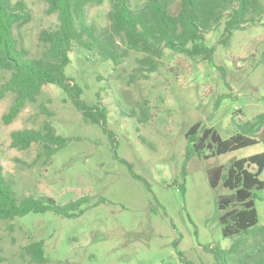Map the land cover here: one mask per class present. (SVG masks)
Segmentation results:
<instances>
[{"label": "rangeland", "instance_id": "1", "mask_svg": "<svg viewBox=\"0 0 264 264\" xmlns=\"http://www.w3.org/2000/svg\"><path fill=\"white\" fill-rule=\"evenodd\" d=\"M11 1H23L31 11L30 23L14 30V36L30 58L37 57L38 35L54 28L56 19L46 15L43 0ZM142 4L131 0L133 9ZM108 10L109 0L89 7L88 21L107 27ZM221 31L207 34L206 44L215 48L214 64L222 70L166 50L157 72L144 73L145 79L136 72L141 55L135 52L118 67L76 46L69 53L66 76L83 89L85 104L105 107L118 158L127 161L149 189L114 158L100 127L85 122L59 88L43 86L37 102L27 103L9 125L1 117L14 95L0 100V166L14 181L16 197L48 196L60 205L91 198L77 218L46 212L12 223L1 220L0 264H35L21 255V248L39 241L45 264H224L214 253L228 249L237 237L222 236L216 201L228 191L212 189L207 172L226 170L235 160L264 152V147L258 144L207 160L194 156L183 175L185 134L200 123L227 139L235 131L233 123L264 115V28L247 26L235 32L227 47L218 44ZM9 77L0 70V85ZM41 106L52 117L42 113ZM140 107L148 116L145 123L137 121ZM131 110L135 117L129 115ZM46 121L57 135L69 139L50 160L36 158L39 144L25 151L10 147L12 131L38 130ZM258 195V225L264 226V191ZM225 263L241 264L232 257Z\"/></svg>", "mask_w": 264, "mask_h": 264}, {"label": "trees", "instance_id": "2", "mask_svg": "<svg viewBox=\"0 0 264 264\" xmlns=\"http://www.w3.org/2000/svg\"><path fill=\"white\" fill-rule=\"evenodd\" d=\"M43 1L46 15L54 16L56 25L39 33L40 55L30 58L28 50L19 44V36L17 39L14 36V30L30 23V9L23 1L0 0V70L10 73L9 79L0 85V100L8 93L14 95L12 105L1 117L3 124H11L27 103H36L43 86L53 85L67 96L85 122L100 127L112 145L114 158L147 189L146 181L133 173L127 161L118 158L113 135L107 127L105 107L85 104L81 100L83 89L66 76L73 46L111 62L114 67H118L130 52L140 54L141 57L136 59V72L146 79L144 73L157 72L166 50L206 62L211 69L222 70L214 64L215 48L207 46L206 35L221 27L218 44L227 47L235 32L243 31L247 26L264 28L263 0H143V4L135 9L131 7V0H109L108 26L105 28L88 21L87 16L88 8L100 6L103 0ZM40 111L52 117L44 106ZM129 115L135 117V111L131 110ZM137 121H148L143 107H140ZM233 126L235 131L227 139L200 123L191 126L185 134L187 145L182 174L185 175L186 164L194 156L207 160L258 144L264 147L263 114L250 121L235 122ZM9 137L10 147L18 151L39 144L41 151L36 158L44 157L46 161L69 142L68 138L57 135L50 121L44 122L38 130L12 131ZM263 173L264 152L235 160L226 170L215 167L207 172L212 189L221 186L228 191L216 201L222 236L237 237L228 249L214 253L219 262L226 264L225 259L232 257L238 258L241 264H264V226L258 225L255 207L258 193L264 191V180L260 179ZM14 185L13 180L4 176L0 166V221L12 223L31 213L46 212L68 219L77 218L83 215L85 206L91 201L88 196L63 205L48 196L18 199ZM178 254L182 259V254ZM21 255L31 263L47 262L40 241L23 246Z\"/></svg>", "mask_w": 264, "mask_h": 264}]
</instances>
